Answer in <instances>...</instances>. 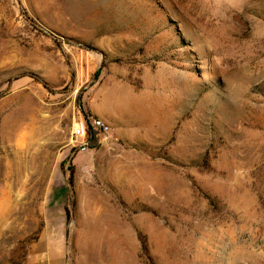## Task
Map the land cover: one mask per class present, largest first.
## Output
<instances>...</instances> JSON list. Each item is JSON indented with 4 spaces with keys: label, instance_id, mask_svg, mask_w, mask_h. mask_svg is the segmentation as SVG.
<instances>
[{
    "label": "rangeland",
    "instance_id": "374dc122",
    "mask_svg": "<svg viewBox=\"0 0 264 264\" xmlns=\"http://www.w3.org/2000/svg\"><path fill=\"white\" fill-rule=\"evenodd\" d=\"M0 264H264V0H0Z\"/></svg>",
    "mask_w": 264,
    "mask_h": 264
},
{
    "label": "built area",
    "instance_id": "2783aa9c",
    "mask_svg": "<svg viewBox=\"0 0 264 264\" xmlns=\"http://www.w3.org/2000/svg\"><path fill=\"white\" fill-rule=\"evenodd\" d=\"M111 127L103 119L88 117L78 119L73 126L70 138L71 150L76 153H86L94 150L92 143L95 139L98 146L109 135Z\"/></svg>",
    "mask_w": 264,
    "mask_h": 264
},
{
    "label": "trees",
    "instance_id": "16d2710c",
    "mask_svg": "<svg viewBox=\"0 0 264 264\" xmlns=\"http://www.w3.org/2000/svg\"><path fill=\"white\" fill-rule=\"evenodd\" d=\"M98 147V145H97V143H96V141H95V139H94V141H93V143H92V148L93 149H96Z\"/></svg>",
    "mask_w": 264,
    "mask_h": 264
},
{
    "label": "bare ground",
    "instance_id": "6f19581e",
    "mask_svg": "<svg viewBox=\"0 0 264 264\" xmlns=\"http://www.w3.org/2000/svg\"><path fill=\"white\" fill-rule=\"evenodd\" d=\"M106 101V100H105ZM99 219L101 218V216L98 217Z\"/></svg>",
    "mask_w": 264,
    "mask_h": 264
},
{
    "label": "crops",
    "instance_id": "0c3cea01",
    "mask_svg": "<svg viewBox=\"0 0 264 264\" xmlns=\"http://www.w3.org/2000/svg\"><path fill=\"white\" fill-rule=\"evenodd\" d=\"M100 116H102V115H100ZM99 118V117H98Z\"/></svg>",
    "mask_w": 264,
    "mask_h": 264
}]
</instances>
